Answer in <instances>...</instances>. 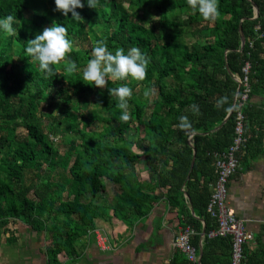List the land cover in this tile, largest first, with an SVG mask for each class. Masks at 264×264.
Returning <instances> with one entry per match:
<instances>
[{
	"label": "trees",
	"instance_id": "obj_1",
	"mask_svg": "<svg viewBox=\"0 0 264 264\" xmlns=\"http://www.w3.org/2000/svg\"><path fill=\"white\" fill-rule=\"evenodd\" d=\"M49 2L54 4L51 9L41 0H0V18L14 15L16 23L26 21L28 10L36 11L28 26L15 23L14 36L0 35V236L19 220L51 240L48 264H63L60 256L74 258L76 240L95 229L97 218L107 215V207L96 198L111 182L121 189L115 198L116 217L129 227L164 196L179 225L195 231L191 243L196 250L205 224L202 264H213L214 245L220 241L230 246V256L220 263L232 264V237L209 236L218 223L208 205L218 178L216 156L233 144L239 109L246 116L247 138L239 160L260 150L254 141L260 139L257 129L261 125L256 129L254 119L262 120L264 112L255 114L250 98L264 90V0H218L219 15L210 20L192 11L186 0H100L97 9L84 0L85 7L77 9L82 18L78 22L71 13L65 17L56 11L54 0ZM254 4L259 9L257 18ZM149 10L160 14L150 28L144 19ZM53 23L66 26L72 41L86 31L90 34V49L71 52L81 71L96 43L104 40L110 50L139 47L150 61L146 78L110 80L101 89L85 84L81 72H64L63 62L57 66L60 75L49 78L26 56L25 47ZM240 26L245 37L242 50ZM96 27L102 29L100 36ZM187 32L192 33V44L184 39ZM247 62L251 92L246 103L240 106L237 101L230 113L241 96L237 95L238 78H244ZM124 83L133 90L142 84L153 93L148 101L135 95L130 98L128 122L120 121L117 99L109 93V88ZM51 90L58 92L62 103L57 105L59 118L45 132L37 113L42 103L54 98ZM92 95L101 109L84 112L81 99ZM192 104L199 106V112L191 110ZM180 116L189 117L192 129L182 131L176 126ZM14 121L24 126L25 134L18 132ZM95 122L100 131L94 130ZM63 123L72 133L68 149L58 160L54 137ZM142 165L150 175L148 181L139 180ZM27 172H33L28 183ZM55 172H60L57 179ZM244 252L245 264H264L261 250L252 257Z\"/></svg>",
	"mask_w": 264,
	"mask_h": 264
},
{
	"label": "crops",
	"instance_id": "obj_2",
	"mask_svg": "<svg viewBox=\"0 0 264 264\" xmlns=\"http://www.w3.org/2000/svg\"><path fill=\"white\" fill-rule=\"evenodd\" d=\"M250 106L255 108V114L257 110L264 112V90L252 95ZM150 111L151 106L148 114ZM254 125L256 129L261 125L257 129L260 139L256 137L254 141V146L260 150L240 158L237 172L228 181L226 199L227 205L235 210L246 230L253 235L245 245L247 257L257 255L259 250L264 252V116L262 120L254 119ZM138 172L140 181H148L150 175L143 165ZM120 190L119 185L106 183L105 190L96 199L107 207V215L97 218L95 229L76 240L78 253L74 258L60 256L63 264H193L174 245L175 236L182 227L169 210L166 197L161 194L163 197L151 212L129 227L116 217L114 210ZM9 229L10 232H2L0 236V264H48L46 252L51 240L45 232H36L19 220L11 223ZM94 231L107 237V249L98 246ZM205 236L201 231L197 249L201 264ZM228 256L230 246L226 241L214 245L213 264L225 262Z\"/></svg>",
	"mask_w": 264,
	"mask_h": 264
},
{
	"label": "clouds",
	"instance_id": "obj_3",
	"mask_svg": "<svg viewBox=\"0 0 264 264\" xmlns=\"http://www.w3.org/2000/svg\"><path fill=\"white\" fill-rule=\"evenodd\" d=\"M188 7L198 12L205 19H215L219 15L218 0H186ZM55 10L62 12L67 17L71 13L74 22L81 21L82 18L77 9L85 7L84 0H54ZM100 0H87L90 8H96ZM16 17L7 15L0 18V32L8 36L16 34ZM73 41L68 36L66 26L53 23L52 26L45 28L37 34L34 39L28 41L25 47L27 57L36 62L39 69L49 78L56 77L60 73L57 66L63 62L66 73L81 72L76 60L72 59L71 52ZM150 61L139 47L117 48L110 50L107 42L98 41L92 50V58L82 68L83 82L96 88H105L110 80L127 81L129 79L143 81L147 76ZM111 97L117 99V107L120 110V121L128 122L131 116L129 100L133 96V89L124 83L119 87L109 88ZM151 90L145 91L146 98L151 96ZM226 102V98L220 103ZM194 113L199 112V106L191 105ZM180 130L187 131L192 129V123L188 116H180L176 125Z\"/></svg>",
	"mask_w": 264,
	"mask_h": 264
},
{
	"label": "built area",
	"instance_id": "obj_4",
	"mask_svg": "<svg viewBox=\"0 0 264 264\" xmlns=\"http://www.w3.org/2000/svg\"><path fill=\"white\" fill-rule=\"evenodd\" d=\"M251 65L249 62L243 67L244 78H238L241 94L239 105L243 106L249 98L251 86L249 85L248 74ZM238 94V95H239ZM246 116L241 109L237 113L235 126V138L233 144L223 153L217 154L216 166L218 178L213 185V193L208 205V212L217 220L218 227L209 233V236H231L232 237V264H245V245L252 240L253 235L245 228L244 222L238 218L235 210L227 205L228 181L239 168L238 153L245 148L247 138L245 136ZM97 244L102 249H107L108 239L99 231H94ZM195 231L190 228H183L177 233L174 245L182 251L187 259L193 264H198L197 250L191 243V237Z\"/></svg>",
	"mask_w": 264,
	"mask_h": 264
},
{
	"label": "rangeland",
	"instance_id": "obj_5",
	"mask_svg": "<svg viewBox=\"0 0 264 264\" xmlns=\"http://www.w3.org/2000/svg\"><path fill=\"white\" fill-rule=\"evenodd\" d=\"M42 3H45L48 9H51L53 7V3L49 2V0H41ZM125 5H127V2H125ZM34 12H36L34 9L28 10L25 14V22H21L19 23V25H25L28 26L29 22L32 20ZM180 17H182L183 19H187L185 14L182 13H177ZM160 14L156 11V10H149L147 15L144 16V19L146 20V25L148 26V28L151 27V23L152 22H157L159 19ZM170 18H174L175 16H171ZM16 23V24H18ZM100 31H102V29L100 27H96V32L98 33V35L100 36ZM3 32H0V35H2ZM191 32H187L184 36V39L187 40L189 42V44H192V42H190L191 39ZM92 47V43H91V36L90 34L86 31L85 34L82 37H76L73 41V49H90ZM17 48L16 47H12V51L14 53V59L17 61V55L16 53ZM82 74V71H81ZM132 79H129V82H131ZM67 85H64V88H66ZM150 89H148L147 87H145L142 84H139L134 90H133V95L135 96H139L140 99L142 100H149L150 97H152V94L150 97L146 98L144 96L145 91H148ZM52 93V95L54 96L53 99L48 100L47 102H44L40 105V108L38 110L37 113V121L38 123L41 125L42 129L47 132L48 129L50 128V126H52L53 124H55V120L57 118H59V110L57 108V105L62 103L61 98L56 97V94L58 93L56 90H51L50 91ZM68 94L71 95L72 91H68ZM75 100V98H73ZM16 101L18 102L19 100L16 99ZM150 102V101H149ZM82 109L84 110V112H92L94 111V109H101L100 106H97L95 103V98L94 96H86L85 98L81 99V103H80ZM150 104L147 103V110L146 113H148ZM70 113L71 110L69 111ZM80 117V116H79ZM14 124H17L18 127V132L20 134H25L26 130L24 128V126L19 122V121H14ZM95 131H100L101 130V126L98 124V122H95ZM72 132H70L69 129V125H67V123H63V125L58 126V133L56 135V137H54V140L56 142L57 148L59 150L58 153V160L62 158V156L64 155V152L68 149L69 147V134L71 135ZM60 172H55V174L57 175ZM33 177V172H27L25 180L26 183L30 182V180ZM58 178V175L56 176V179Z\"/></svg>",
	"mask_w": 264,
	"mask_h": 264
},
{
	"label": "water",
	"instance_id": "obj_6",
	"mask_svg": "<svg viewBox=\"0 0 264 264\" xmlns=\"http://www.w3.org/2000/svg\"><path fill=\"white\" fill-rule=\"evenodd\" d=\"M254 12H255L254 18H257L258 15H259V9H258V7L255 4H254ZM240 31H241V39H242V43H241V50H242L244 48V45H245V37H244V34L242 32V27L241 26H240ZM239 92H240V85H239V88H238V91H237V95L239 94ZM235 105H236V100H235V102L232 105L230 113H232L234 111ZM195 159H196V153L194 152V156H193L192 163H191V170L193 169V166H194V163H195ZM185 196H186V198L189 201V205H190V209H191L192 215H194L196 217L195 210H194V207H193V205L191 203V200H190L189 196L187 194H185ZM202 234L206 235V227H205L204 223H203ZM198 264H201V257H199V259H198Z\"/></svg>",
	"mask_w": 264,
	"mask_h": 264
}]
</instances>
